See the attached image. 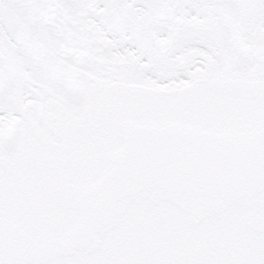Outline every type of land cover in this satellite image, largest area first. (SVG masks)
Returning a JSON list of instances; mask_svg holds the SVG:
<instances>
[{
	"label": "snow or ice",
	"instance_id": "1",
	"mask_svg": "<svg viewBox=\"0 0 264 264\" xmlns=\"http://www.w3.org/2000/svg\"><path fill=\"white\" fill-rule=\"evenodd\" d=\"M0 264H264V0H0Z\"/></svg>",
	"mask_w": 264,
	"mask_h": 264
}]
</instances>
